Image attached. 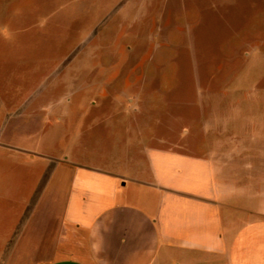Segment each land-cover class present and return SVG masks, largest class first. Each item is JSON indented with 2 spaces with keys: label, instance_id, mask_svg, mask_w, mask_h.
<instances>
[{
  "label": "crops",
  "instance_id": "0c3cea01",
  "mask_svg": "<svg viewBox=\"0 0 264 264\" xmlns=\"http://www.w3.org/2000/svg\"><path fill=\"white\" fill-rule=\"evenodd\" d=\"M60 108L0 98V264H264V117L221 106L172 136L139 122L138 146L95 164Z\"/></svg>",
  "mask_w": 264,
  "mask_h": 264
},
{
  "label": "rangeland",
  "instance_id": "374dc122",
  "mask_svg": "<svg viewBox=\"0 0 264 264\" xmlns=\"http://www.w3.org/2000/svg\"><path fill=\"white\" fill-rule=\"evenodd\" d=\"M0 95L57 98L59 131L78 121L75 152L95 164L138 146L139 122L172 136L221 106L264 117V0H0Z\"/></svg>",
  "mask_w": 264,
  "mask_h": 264
}]
</instances>
